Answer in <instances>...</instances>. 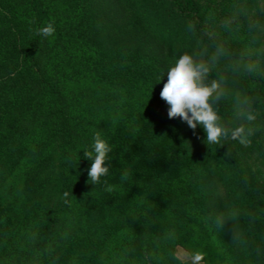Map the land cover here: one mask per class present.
<instances>
[{"label": "trees", "instance_id": "1", "mask_svg": "<svg viewBox=\"0 0 264 264\" xmlns=\"http://www.w3.org/2000/svg\"><path fill=\"white\" fill-rule=\"evenodd\" d=\"M247 1L0 0V264H180L177 246L264 264V174L243 161L264 151V31L249 28L264 7ZM185 52L221 81V123L254 129L249 146L168 118L160 92ZM97 132L112 152L94 185L83 151Z\"/></svg>", "mask_w": 264, "mask_h": 264}, {"label": "clouds", "instance_id": "2", "mask_svg": "<svg viewBox=\"0 0 264 264\" xmlns=\"http://www.w3.org/2000/svg\"><path fill=\"white\" fill-rule=\"evenodd\" d=\"M228 22L230 23V21ZM192 27L190 24L189 30ZM249 28L253 31L258 29L264 31V25L259 21H250ZM54 33V24L48 23L39 28L36 34L47 38L53 36ZM223 54V47L218 46L212 57L213 62ZM260 54H264V49L260 50ZM243 67L249 74L257 71V65L253 62H249ZM210 72L211 68L208 62L198 60L192 54L185 52L175 58L167 69V81L160 92L161 99L169 105L168 118H180L193 130L194 134L198 126L202 127L206 134V140L203 142L207 145H221L222 141L233 140L242 146H249L251 144L250 137L254 134L252 127L241 124L235 128H228L221 123V116L214 105L221 100L225 92L221 81L214 79L211 83L207 82ZM236 105L237 118L243 119L248 125L256 121L257 116L248 97H237ZM93 139L92 150L83 152L84 157L92 161L90 169L87 171L88 183L97 185L102 178L107 177L110 173V168L105 165V162L109 160L112 148L99 132ZM121 179H124L123 175ZM107 190L112 191L111 187ZM68 195V192L64 193L65 197ZM235 218V215L225 213L217 218L216 224L218 227H223L225 220H235ZM233 242L242 243L240 233L233 231ZM204 260L205 254L200 251L188 254V264H202Z\"/></svg>", "mask_w": 264, "mask_h": 264}, {"label": "rangeland", "instance_id": "3", "mask_svg": "<svg viewBox=\"0 0 264 264\" xmlns=\"http://www.w3.org/2000/svg\"><path fill=\"white\" fill-rule=\"evenodd\" d=\"M257 3L259 5V7H264V0H257ZM252 1H247L245 3H243V7H249L250 5H252ZM251 7V6H250ZM262 35V34H261ZM262 46H264V35H262ZM260 41V42H261ZM235 101H234V104H235V110L237 112V105H236V98L237 97H240L239 93L237 92L235 95L232 94ZM242 120V119H241ZM248 157V161H246V158ZM244 159L243 161H246L248 162V164L253 168V170H257L261 173L264 174V151H261V150H252V152H247L246 151V154L244 155Z\"/></svg>", "mask_w": 264, "mask_h": 264}, {"label": "crops", "instance_id": "4", "mask_svg": "<svg viewBox=\"0 0 264 264\" xmlns=\"http://www.w3.org/2000/svg\"><path fill=\"white\" fill-rule=\"evenodd\" d=\"M188 254L189 252L182 246H177L175 250V255L180 260V264H188ZM202 264H205L202 262Z\"/></svg>", "mask_w": 264, "mask_h": 264}]
</instances>
